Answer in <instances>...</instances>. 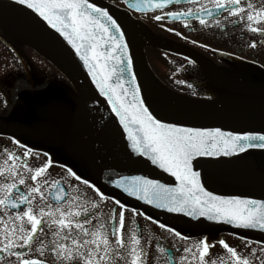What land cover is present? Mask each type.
Masks as SVG:
<instances>
[{
  "label": "snow or ice",
  "instance_id": "1",
  "mask_svg": "<svg viewBox=\"0 0 264 264\" xmlns=\"http://www.w3.org/2000/svg\"><path fill=\"white\" fill-rule=\"evenodd\" d=\"M15 2L37 13L71 45L119 118L131 151L175 178L169 184L148 175L117 173L107 181L109 185L169 213L264 233V199L216 195L206 190L197 170L199 157L264 150V129L226 131L157 118L141 97L126 33L107 9L90 0ZM173 2L188 7L152 18H172L185 26L195 19L203 27L225 32L228 27L242 26V31L264 37V0H135L131 7L163 9ZM11 141L15 148L0 146V155L6 156L0 163V264H147L153 240V264H264V240L234 234L241 246L223 238L214 242L207 234L193 239L105 194L90 178L55 161L51 153L36 150L15 136ZM33 157L34 165L30 163ZM53 166L62 167L66 175L49 180L45 174ZM109 201L111 207L104 211ZM128 213L164 229V239L173 238V248L181 252L178 259L160 243L163 234H145ZM129 223L137 226L130 229ZM217 243L224 259L211 253Z\"/></svg>",
  "mask_w": 264,
  "mask_h": 264
},
{
  "label": "water",
  "instance_id": "2",
  "mask_svg": "<svg viewBox=\"0 0 264 264\" xmlns=\"http://www.w3.org/2000/svg\"><path fill=\"white\" fill-rule=\"evenodd\" d=\"M90 2L107 9L122 25L130 44L141 97L157 118L189 127H220L226 131L264 129V72L254 84L231 79L189 46L159 39L145 24L122 9L104 0ZM0 25L18 33L49 60L70 81L87 108L86 114L81 104L59 89L45 87L38 90L34 96L21 102L19 120L12 127L14 135L23 139L22 142L51 153L55 161L90 178L102 187L105 194L175 226L184 234L226 232L264 240V233L260 231L206 219L196 221L182 214L169 213L109 185L107 181L117 173L148 175L169 184L175 183V178L131 151L119 118L95 87L83 61L42 17L15 0H0ZM144 44L194 58L235 92L233 96L239 98L240 105L203 103L169 90L149 67ZM197 161V170L202 173L201 183L206 190L220 196L264 199V150L253 148L232 156L199 157Z\"/></svg>",
  "mask_w": 264,
  "mask_h": 264
},
{
  "label": "flooded vegetation",
  "instance_id": "3",
  "mask_svg": "<svg viewBox=\"0 0 264 264\" xmlns=\"http://www.w3.org/2000/svg\"><path fill=\"white\" fill-rule=\"evenodd\" d=\"M114 4H117L123 8H127L132 15L145 21L152 30L163 38L182 42L192 48L200 50L201 52L214 59L215 62L224 68L227 72H230L241 79L254 80L257 78L255 67H264V37H261L257 33H251L247 30L242 31V26L228 27L225 32L223 29L203 27L199 25L195 19H190L188 26H185L182 21H177L172 18H165L159 21L154 20L152 17L156 14L164 13L169 11L179 10L186 8L188 5L185 3H176L165 6L163 9H154L150 11H137L126 7V0H107ZM128 1V0H127ZM168 28L175 29V32L181 33L176 35L175 32L167 31ZM187 37V39H185ZM195 41V43L193 42ZM252 41H256V47H251ZM207 45L208 47H203ZM213 50H217L214 52ZM219 50V51H218ZM235 68V72L231 70ZM0 68L9 69L5 64H1ZM0 74V120L10 121L16 116V93L15 92V81L14 77L8 71ZM29 95L32 94V82L24 80L22 81ZM23 92V91H22ZM23 92V93H25ZM22 94V93H21ZM20 97V96H19ZM22 98V97H21ZM11 135L0 129V146H7L9 148H15L12 145ZM2 151V149H0ZM24 149H19V152H23ZM6 156L0 155V163ZM31 164H35V158L33 157L30 161ZM49 180L61 179L66 175L64 169L59 166H53L48 173L45 174ZM73 184L75 181L72 182ZM111 207V201L108 202L104 211H107ZM129 220L137 221L139 227L147 235H161L160 243L168 247L173 251L174 256L178 259L181 255L180 251H176L173 248L175 243L174 239L170 236L164 239L167 235L164 229H159L158 225H153L150 221L144 219V217H132L131 213H128ZM137 225L129 223L130 229H134ZM47 227V226H46ZM201 236L192 237L193 239H199ZM212 241H217L218 238H223L231 245H241V240L237 239L236 236L230 234H218L214 236L208 235ZM156 241H152V245L149 249L147 264H153V253L155 251ZM183 243V242H182ZM186 246V245H185ZM211 253L218 259H224L223 250L220 248L218 243L211 249Z\"/></svg>",
  "mask_w": 264,
  "mask_h": 264
},
{
  "label": "rangeland",
  "instance_id": "4",
  "mask_svg": "<svg viewBox=\"0 0 264 264\" xmlns=\"http://www.w3.org/2000/svg\"><path fill=\"white\" fill-rule=\"evenodd\" d=\"M8 39L11 41L12 45L20 52V54L24 57H27L31 62L35 63V64H39L41 65L46 71L47 73H49L50 75V80L54 83V84H58V87L63 89L64 91H68L69 88L64 80V78L62 77V75L57 72L56 70H54L50 64H47L46 61H44L43 59H41V57L30 47H28L26 44V46H24L20 41L16 39H11L10 37H8ZM152 54L154 55H158L155 57V55L152 58V63L154 64V66L156 67V71H159L160 76L163 78V80L165 78H169L171 76L175 77L176 80H182L183 77H189L188 74H186V66H189L187 64L186 61L180 62L178 58V56H169L167 58H164L163 55L161 54V52L157 49L151 50ZM13 53L6 48L5 46H3L2 44H0V58L1 57H13ZM151 57V56H150ZM165 70V71H164ZM35 77V81L38 83L42 82L41 78H38L36 75H34Z\"/></svg>",
  "mask_w": 264,
  "mask_h": 264
},
{
  "label": "bare ground",
  "instance_id": "5",
  "mask_svg": "<svg viewBox=\"0 0 264 264\" xmlns=\"http://www.w3.org/2000/svg\"><path fill=\"white\" fill-rule=\"evenodd\" d=\"M2 26V25H1ZM4 27V26H3ZM5 28H7V27H5ZM7 29H9V28H7ZM176 42H179V41H176ZM180 43H182V42H180ZM182 44H184V43H182ZM186 45V44H185ZM188 46V45H187ZM190 47V46H189ZM214 52H216L217 50H213ZM219 51V50H218ZM144 55H145V58H146V60H152V58H153V56L155 55H153L152 54V51H151V49H147L146 51H145V53H144ZM153 55V56H152ZM151 56V57H150ZM156 56H158V55H155V57ZM149 64V63H148ZM149 67L151 68V66L149 65ZM152 70V69H151ZM165 71V70H164ZM152 72L154 73V74H159V71H153L152 70ZM166 80V78L164 79V81ZM187 80V77H183L182 78V80H177L176 81V83L174 84V86L173 87H176V88H181V83H180V81H186ZM172 91V90H171ZM173 92H175V91H173ZM175 93H177V92H175ZM177 94H179V93H177Z\"/></svg>",
  "mask_w": 264,
  "mask_h": 264
}]
</instances>
